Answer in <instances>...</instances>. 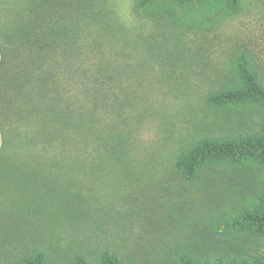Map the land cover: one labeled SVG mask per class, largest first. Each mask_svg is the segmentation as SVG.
I'll return each instance as SVG.
<instances>
[{"label":"rangeland","instance_id":"rangeland-1","mask_svg":"<svg viewBox=\"0 0 264 264\" xmlns=\"http://www.w3.org/2000/svg\"><path fill=\"white\" fill-rule=\"evenodd\" d=\"M139 1L0 0V264L264 255V233L234 227L264 195L262 165L208 163L191 180L176 166L202 139L262 134L256 103L206 98L240 88L239 61L264 87V0L236 10L227 0ZM38 56L75 67L68 80L57 74L80 117L61 132L69 162L31 160L37 138L55 130L27 113L16 88L35 85Z\"/></svg>","mask_w":264,"mask_h":264},{"label":"trees","instance_id":"trees-1","mask_svg":"<svg viewBox=\"0 0 264 264\" xmlns=\"http://www.w3.org/2000/svg\"><path fill=\"white\" fill-rule=\"evenodd\" d=\"M160 0H140L137 4L139 9H144L148 5L158 2ZM193 0H177L178 4L184 5ZM227 5L231 10H236L239 5V0H227ZM49 61H51L49 63ZM60 61V62H59ZM35 62V61H34ZM66 60L47 56L36 57L35 64L37 65L36 83L31 88L24 86H16L17 89L22 90L21 94L24 97L22 104L26 106L27 113L35 114L43 119L51 121V126H54V131L44 133L37 138L38 143L36 153L32 156V162H47V161H64L69 162L71 155L65 149V142L67 137H61L67 128L77 127L80 123L78 114V107L66 96L69 89H66L61 83L57 74H64L65 80L73 76L75 67L73 62L69 61L65 65ZM51 64V65H49ZM48 67L49 69H45ZM237 76L240 81V88L220 90L207 96L206 101L209 105L214 107L235 106L253 102L264 109V87L259 85L256 75L251 67L245 61H239L235 67ZM22 72L13 77V83H22L24 76ZM19 79V80H18ZM109 92V91H108ZM94 94L91 95V101L94 102ZM55 121V122H53ZM53 130V129H49ZM62 132V133H61ZM244 161L258 162L264 169V121L262 134L259 137H251L248 135L239 136L235 139H217L209 140L202 139L198 141L193 147L189 148L176 162L177 168L181 171L184 179L191 180L197 170L208 163H222L229 162L233 165H240ZM234 227H250L257 234L264 233V195L260 200L259 205L251 212H245L239 218ZM24 264H43V257L41 254H36L34 257L27 259ZM74 264H91L78 257ZM98 264H131L121 263L119 259L108 252L101 254ZM179 264H264V255L258 257L251 262L242 263H223L220 260H202L198 261L189 256H181Z\"/></svg>","mask_w":264,"mask_h":264}]
</instances>
